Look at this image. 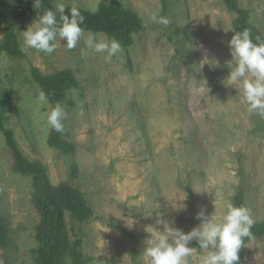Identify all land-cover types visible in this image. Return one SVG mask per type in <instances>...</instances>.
<instances>
[{"label":"rangeland","instance_id":"374dc122","mask_svg":"<svg viewBox=\"0 0 264 264\" xmlns=\"http://www.w3.org/2000/svg\"><path fill=\"white\" fill-rule=\"evenodd\" d=\"M250 12L254 30L264 36V0H239ZM95 12L101 3L129 9L144 30L107 60L89 49L83 35L76 48L57 39L52 54L34 49L24 59L0 56V111L5 126L30 160L48 167L54 185L69 181L85 193L89 221L69 214L71 241L83 240L87 264H132L133 243L141 241V262L148 226L163 231L162 219L185 233L200 223L201 209L222 222L226 205L245 193L255 223L264 220V116L249 112L234 86H227L232 61L228 41L236 14L224 0H55ZM163 17L168 24L158 23ZM35 20L17 28L22 32ZM98 38L105 33H93ZM2 39V29H0ZM87 54L82 55L81 50ZM191 51L190 55H183ZM32 66L44 74L73 69L80 88L59 103L65 110L64 134L75 144L62 153L47 144L52 105L37 100ZM73 101L74 105L69 104ZM15 158L0 132V215L7 219L10 242L0 248L3 264H36V232L41 214L32 199L34 181L15 171ZM254 223V224H255ZM189 264L206 252L193 240ZM71 264V261H68ZM242 264H264V237L245 245Z\"/></svg>","mask_w":264,"mask_h":264},{"label":"trees","instance_id":"16d2710c","mask_svg":"<svg viewBox=\"0 0 264 264\" xmlns=\"http://www.w3.org/2000/svg\"><path fill=\"white\" fill-rule=\"evenodd\" d=\"M227 8L236 14L234 20L238 31L248 29L253 40L264 36L254 30L250 22V12L241 7L239 0H224ZM34 0H0V56L8 54L15 59H24L27 55L22 50L17 28L20 24L36 20L45 9L56 11L55 0H42V8H34ZM73 6H66V13L70 14ZM77 7V6H75ZM84 22L81 25L84 31L93 33H105L114 38L121 45H129L132 36L144 30V25L133 11L123 8H115L106 3H101L97 11L92 12L77 7ZM59 22L60 13H56ZM191 51L183 55H190ZM31 76L33 82L47 94V100L52 105L63 103L68 93L73 89H79L80 83L73 69H64L52 74H44L39 67L32 66ZM69 104L74 105L71 101ZM9 119L4 112L0 111V132L5 135L7 146L11 149L15 158V171L23 176H32L34 181L33 201L41 214V223L36 232L37 248L35 249L34 262L36 264H87L90 257L82 252L83 240L71 241L66 216L69 214L73 219L80 222L89 221L93 213L88 206L84 192L72 188L69 181L54 185L48 174V167L41 160L28 159L15 139L14 131L5 126ZM64 122V121H63ZM65 125V123H64ZM47 144L62 153L68 154L75 150V144L68 142L64 131L56 132L50 127ZM245 193L239 191L234 199L233 205L241 206L245 203ZM119 231L133 243L131 252L132 264L141 262V241L138 236L125 227H118ZM252 237H264V220L253 225ZM250 238H244V245L240 250V261L242 264L245 256V245ZM10 242V234L6 217L0 215V248L6 249Z\"/></svg>","mask_w":264,"mask_h":264},{"label":"clouds","instance_id":"9594fccd","mask_svg":"<svg viewBox=\"0 0 264 264\" xmlns=\"http://www.w3.org/2000/svg\"><path fill=\"white\" fill-rule=\"evenodd\" d=\"M33 6L41 9L42 0H34ZM55 7L56 11L45 9L28 30L22 32V50L34 49L50 55L58 46L57 39L65 41L69 50L76 48L83 35V15L75 6L70 9V14H65L64 3H57ZM57 12L60 13L59 22ZM153 19L168 24L166 18L157 19L154 16ZM85 42L94 52L106 53L105 58L109 61L122 50L118 40L106 36L98 38L93 33L89 34ZM228 46L235 65L230 68L225 85L238 89L249 112L264 116V40L257 36L254 41L250 31L244 29L234 31ZM81 52L82 55L87 54L83 49ZM37 100L46 103L47 94L40 91ZM65 118V110L59 103L47 113L48 125L58 133L65 129ZM226 209L222 222H217L213 214L206 216L205 210L201 209L196 214L199 225L188 233L171 227L162 219L156 223L164 225L163 231L153 226L146 227L145 231L150 236L144 241L143 254L149 258V264H189V258L195 250L189 247L193 240L198 242L200 250L206 252L200 264H239L244 238L251 239L255 221L251 210L244 205L235 206L229 202ZM0 264H3L2 260Z\"/></svg>","mask_w":264,"mask_h":264}]
</instances>
